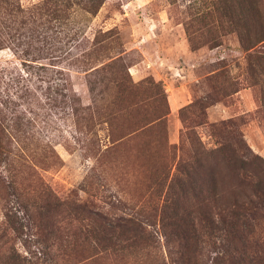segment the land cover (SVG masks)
<instances>
[{
    "label": "rangeland",
    "instance_id": "obj_1",
    "mask_svg": "<svg viewBox=\"0 0 264 264\" xmlns=\"http://www.w3.org/2000/svg\"><path fill=\"white\" fill-rule=\"evenodd\" d=\"M20 1L29 8L44 0ZM196 3L200 0H107L96 16L77 13L76 20L86 35L80 53L105 57L123 52L134 83L151 80L160 84L144 85L145 94L141 92L140 98L132 101L129 117L121 122L137 128L152 121L164 110V93L169 114L163 129L157 122L141 127L131 133L126 145L108 153L113 143L107 124L95 120L92 132L95 133H89L82 119L89 117L88 112L79 110L76 117H70L63 104L52 107L38 90V106L32 116L38 128L52 140L61 160L53 168H39L38 176L24 174L20 178L21 199L29 203L19 202L20 198L17 200L7 191L0 194L3 247H13L29 256L40 247L38 241H50L56 229L62 227L66 229L58 235L72 239L73 244L54 249L52 264H175L180 244L167 242L161 217L153 209L163 204L166 186L175 170L172 161L176 153L179 160L195 152L187 140V130L195 129L199 133L203 143L201 151H210L219 143L235 144L237 138L245 139L248 148L245 152L261 157L254 168L257 174L254 180L264 184V44L257 50L242 52L236 33L221 35L216 46L206 44L207 36L201 34L193 44L186 24L192 13L191 6ZM260 6L264 11V0ZM108 31L113 36L105 40L104 34ZM95 38L103 42L96 46L99 50L93 51ZM90 55L83 59L94 62L96 58ZM8 59L19 63L11 51H0V61ZM179 70L189 77L183 95L192 96L191 102L184 101L182 106L176 103L174 95L175 87L180 85L176 79H183ZM65 73H57L53 83L62 92L59 98L67 93L64 85L70 84L81 97L83 108L91 106L92 95L85 75L74 69ZM38 80L33 76L32 89L40 84ZM149 91L155 95L152 100L147 98ZM190 105L189 111L183 110ZM94 116L99 119V114ZM213 125H222L224 129L214 131ZM90 135L95 139L92 145L86 140ZM183 140L185 146L179 151L171 152L166 146L181 147ZM41 184L53 189V197L61 200V207L50 203ZM224 186L227 188V184ZM132 214L143 225L146 235L151 232L141 246L124 242L104 251L102 246H94L91 235L86 239L85 233L78 229L101 230L105 223L119 222L120 218L126 219ZM260 214L257 232L264 241V211ZM8 215L23 225L20 232L13 231ZM117 231L116 235L123 237L119 233L123 230ZM124 231L127 237L132 236ZM215 254L213 246L207 244L193 256L198 264H212Z\"/></svg>",
    "mask_w": 264,
    "mask_h": 264
},
{
    "label": "trees",
    "instance_id": "obj_2",
    "mask_svg": "<svg viewBox=\"0 0 264 264\" xmlns=\"http://www.w3.org/2000/svg\"><path fill=\"white\" fill-rule=\"evenodd\" d=\"M106 1L44 0L25 8L20 0H0V51H11L19 62L13 59L0 61L1 195L7 191L17 200L21 199L23 182L20 178L24 174L38 176L39 168H53L61 160L52 140L38 128L36 118L32 116L38 106V90L42 91L52 107L63 104L70 117H76L79 110L88 112L89 117L82 119L89 133L93 132L95 120L107 124L113 143L108 153L126 145L131 133L141 127L157 122L163 129L169 114L165 93L162 95L164 110L152 121L137 128L121 122L129 117L132 101L139 99L141 92L145 94L144 85L160 84L151 80L134 83L124 62L123 52L116 56L100 57L79 51L86 35L85 29L76 20L77 13L96 16ZM260 2L200 0V3L193 4L189 23L186 24L191 42L194 44L196 38L203 34L207 36L206 44L216 46L221 35L236 33L242 52L257 50L264 44V11ZM112 36V31L104 34L105 40H110ZM102 42L95 38L93 51L99 50L96 46ZM89 55L96 60L89 62L83 59ZM62 64L68 67H60ZM72 69L87 78L92 95L91 106L83 108L81 97L70 84L64 85L67 93L59 98L62 92L58 85H53L55 76L57 73L64 75ZM33 76H37L40 83L35 89L31 88ZM147 96L151 100L155 97L150 95V91ZM191 108L192 105L183 110L189 111ZM96 114H99V119L94 116ZM183 121L186 122V118L183 117ZM213 129L222 131L224 127L213 125ZM186 136L195 152L179 160H176V153L172 161L175 170L166 186L163 204L153 209L161 217L167 242L180 244L175 264H198L193 254L207 244L212 245L216 252L212 264H264V241L257 232V221L264 211V184L254 180L257 176L254 168L261 157L245 152L248 148L243 138H237L235 144L219 143L210 151H201L203 143L199 133L195 129L187 130ZM87 139L89 145L95 142L93 135L87 136ZM183 139L186 140V137L183 136ZM184 140L181 147L166 146L171 152L179 151L187 142ZM89 149L93 150L90 146ZM226 184L227 188L224 186ZM41 185L42 189H46L50 203L61 207V200L53 197V189L48 184ZM18 201L29 203L25 199ZM50 203L47 207H50ZM8 219L13 231L22 230V224L10 215ZM64 229L57 228L50 241H38L40 247L31 251L29 256L20 254L13 247H3L0 241V264H52L54 249L73 244L72 239L58 235ZM78 229L85 233L86 239L91 235L94 246H102L104 251H110L118 243L124 242L141 246L151 234H145V228L135 214L126 219L120 218L119 222L109 221L102 225L101 230ZM117 230H123L119 232L123 237L116 235ZM124 230L132 233V236L127 237ZM50 233H54V230Z\"/></svg>",
    "mask_w": 264,
    "mask_h": 264
},
{
    "label": "crops",
    "instance_id": "obj_3",
    "mask_svg": "<svg viewBox=\"0 0 264 264\" xmlns=\"http://www.w3.org/2000/svg\"><path fill=\"white\" fill-rule=\"evenodd\" d=\"M179 72H181V78H183L182 80L181 79H176V81H179V83H180V85L179 86H177V87H175V89H176V92H175V101H176V103L178 104V105H183V103H184V101H186V103H190L191 101H190V99H191V95H189L188 96V94H187V96H185V95H183L185 92V87H184V84L186 83V82H188L189 81V77H188V75H186V74H183L182 73V70L180 71L179 70ZM180 74V73H179ZM166 79V81L167 82H170V83H172V80H170L169 78H167V77H165ZM158 79H163V78H161V76H158ZM175 81V82H176ZM170 86V85H169Z\"/></svg>",
    "mask_w": 264,
    "mask_h": 264
}]
</instances>
